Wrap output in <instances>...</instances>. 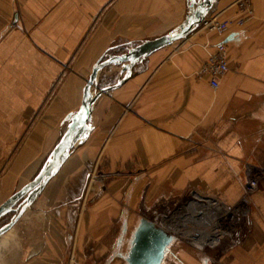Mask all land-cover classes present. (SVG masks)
<instances>
[{
    "label": "crops",
    "instance_id": "0c3cea01",
    "mask_svg": "<svg viewBox=\"0 0 264 264\" xmlns=\"http://www.w3.org/2000/svg\"><path fill=\"white\" fill-rule=\"evenodd\" d=\"M248 1L253 17L237 26L238 0H214L208 14L231 23L226 39L196 27L100 95L89 131L0 237V264H74L87 248L108 257L125 208L128 232L143 216L172 232L173 212L189 200L239 202L246 166L264 170V0ZM189 2L0 0V206L48 164L93 67L175 32ZM219 41L230 71L212 89L201 71ZM120 71L101 69L93 92L117 84ZM190 247L174 240L162 264H264V178L245 225L216 248L219 262Z\"/></svg>",
    "mask_w": 264,
    "mask_h": 264
},
{
    "label": "water",
    "instance_id": "95a60500",
    "mask_svg": "<svg viewBox=\"0 0 264 264\" xmlns=\"http://www.w3.org/2000/svg\"><path fill=\"white\" fill-rule=\"evenodd\" d=\"M189 1L190 8L186 20L175 32L145 41L134 48H130L126 53L111 56L93 67L84 88L80 110L72 116L71 122L57 144L48 164L40 171L31 184L18 191L0 206V218L9 211L16 212L14 218L0 228V237L9 231L31 206L47 183L59 172L72 149L89 131L88 122L91 119V109L100 95L116 89L129 80L132 76L133 67L150 54L187 37L208 15L214 3V0ZM223 39H226L225 36ZM109 65L121 66L122 78L113 86L100 88L93 92L98 72ZM22 197H25L23 202L16 209H13L12 206ZM171 206L172 203L169 208ZM126 212L127 210L125 209L122 233L117 242V251L112 253L107 263L118 257L124 261V264H162L166 255L170 252V246L175 238L169 230L164 228L160 218L155 216H143L139 220V223L129 235L126 252L121 251L128 233L125 218Z\"/></svg>",
    "mask_w": 264,
    "mask_h": 264
},
{
    "label": "built area",
    "instance_id": "2783aa9c",
    "mask_svg": "<svg viewBox=\"0 0 264 264\" xmlns=\"http://www.w3.org/2000/svg\"><path fill=\"white\" fill-rule=\"evenodd\" d=\"M237 4L240 10L245 13V17L238 20L236 25L243 26L246 20L253 17V11L248 0H238ZM230 25L229 21H220L217 16L208 14L198 27L223 38ZM229 71L227 45L223 41H219L208 52L201 72L208 75L210 87L217 89ZM263 178L264 170L249 164L246 166L243 194L237 204L229 206L215 199H192L178 207L175 212L186 211L188 223L186 228H181L176 227L178 226L176 220L171 221L173 230L171 233L174 238H180L199 252L207 254L209 261L219 262L215 255L216 248L223 239L234 238L245 225L251 213V197L258 191L260 180ZM190 223L193 224L192 227L188 226Z\"/></svg>",
    "mask_w": 264,
    "mask_h": 264
},
{
    "label": "rangeland",
    "instance_id": "374dc122",
    "mask_svg": "<svg viewBox=\"0 0 264 264\" xmlns=\"http://www.w3.org/2000/svg\"><path fill=\"white\" fill-rule=\"evenodd\" d=\"M126 209V208H125ZM124 209V210H125ZM187 216V212L186 211H177V212H173V215L171 217V221L173 220H176V227H181L183 228V226H181L180 224H182V220ZM189 227H192L193 224L190 223L188 224ZM130 231L127 233V236L125 237V243H124V246L122 247L121 251L123 252H126V248H127V242H128V238H129V235H130ZM176 242H178V244H181V245H186L187 243L182 240V239H179V238H176L174 239ZM189 244V243H188ZM191 246V245H190ZM171 247V246H170ZM191 249H193L194 251H196L197 249L193 246L190 247ZM117 251V246L116 248L113 250V252ZM112 252V253H113ZM85 253L88 255L90 254V256H83V254H80L78 256H76V261H74V264H124V261L118 257H116V259L112 260L110 263H107V261L111 258L112 256V253L108 256V257H102V258H99L97 256H94V250L92 248H87L85 250ZM199 253V252H198ZM170 255L168 254L167 257H169ZM171 258V256H170ZM170 258H167L165 262H167V260H169ZM172 259V258H171ZM69 260H66V262H68Z\"/></svg>",
    "mask_w": 264,
    "mask_h": 264
},
{
    "label": "bare ground",
    "instance_id": "6f19581e",
    "mask_svg": "<svg viewBox=\"0 0 264 264\" xmlns=\"http://www.w3.org/2000/svg\"><path fill=\"white\" fill-rule=\"evenodd\" d=\"M188 223V219H186V217L184 218V220H182V224H180L183 227H187L186 224ZM172 224V223H171ZM169 225V224H168ZM171 227V226H170Z\"/></svg>",
    "mask_w": 264,
    "mask_h": 264
}]
</instances>
